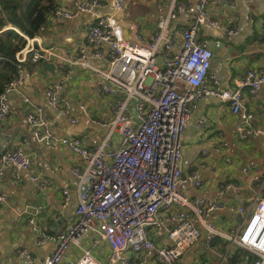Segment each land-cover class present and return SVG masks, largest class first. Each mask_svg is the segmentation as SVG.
Listing matches in <instances>:
<instances>
[{
	"label": "built area",
	"instance_id": "built-area-1",
	"mask_svg": "<svg viewBox=\"0 0 264 264\" xmlns=\"http://www.w3.org/2000/svg\"><path fill=\"white\" fill-rule=\"evenodd\" d=\"M209 1L174 0L168 13L157 21L148 41L141 33L134 36V41L127 40L111 14L95 15L87 25L85 44L74 52L60 53L54 47L37 46V37L25 36L27 42L16 54L17 73L0 92V122L9 117L10 97L18 93L27 106L28 136L23 142L31 137L51 148L65 146L84 162L83 167L73 169L78 177L76 218L56 235H43L38 240L39 243L53 241L55 248L37 264H60L72 246L79 248L82 256L71 264H102L82 244L90 235L95 236L96 242L104 240L110 245L109 259L114 264H146L154 253L161 264H181L183 254L201 238L202 231L209 244L216 237H222L230 248L240 250L239 255L235 254L237 264H264V178L259 179L249 207L226 205L220 199L205 196H189L179 187L181 184L202 187L198 177L203 164L188 175L183 174L182 140L200 99L215 97L228 102L232 111L242 118L241 139L264 134V124H253L255 113L244 103L242 90L248 88L253 96L264 91V69L247 70L237 88L223 86L211 73L214 54L208 41L201 37V28L210 24L223 29L229 38L238 29L212 18ZM73 3L74 9L58 5L54 16L74 18L80 13L95 14L96 9L110 4L115 11H123L127 0H73ZM183 12L192 13L194 18L180 28L179 41L174 21ZM56 58L65 61L63 68L78 65L94 72L103 80L97 88L98 94L122 95L112 105L111 123H101L108 125L109 131L98 145L89 147L87 136L56 133L43 108L22 90L28 62L38 64L41 60ZM61 84L52 82L47 86V102L61 115L70 117L71 104L60 97ZM81 109L85 110V106ZM199 126L204 129L206 120H201ZM115 131L120 134L116 147L112 146ZM222 145L227 149V143ZM220 150L218 145L213 149ZM202 152L206 155L211 150L203 148ZM227 160L231 162L230 157ZM8 166L20 182L23 174L30 171L32 161L22 147H0V178ZM244 170L248 172L249 168ZM30 179L40 189L50 185L45 180L42 186L34 174ZM223 189H232L241 195V185L233 181L224 183ZM63 195L67 206L71 193L64 189ZM5 200L6 195L0 193V202ZM225 208L241 216L234 229L223 230L211 219L213 213ZM29 224L39 232L34 219ZM151 229L164 232L167 243L157 245L150 235ZM19 252L33 260L26 250Z\"/></svg>",
	"mask_w": 264,
	"mask_h": 264
},
{
	"label": "crops",
	"instance_id": "crops-1",
	"mask_svg": "<svg viewBox=\"0 0 264 264\" xmlns=\"http://www.w3.org/2000/svg\"><path fill=\"white\" fill-rule=\"evenodd\" d=\"M174 0H127L123 11H115L110 4L98 8L95 14L80 13L74 18H62L49 15L37 37L36 45L54 47L60 53L74 52L85 44L87 25L95 15H116L121 13V20L133 30V37L141 33L150 40L156 30L157 21L165 16ZM196 3L200 0H176ZM74 9L73 0H58L57 6ZM208 11L212 18L220 20L226 27H236L233 38L225 35L221 28L206 24L201 28V37L208 41L214 58L211 73L216 75L225 87L237 88L241 77L249 69H264V0H210ZM194 15L180 13L174 21L176 38L181 40V27L190 22ZM7 26V25H6ZM5 26V27H6ZM178 27V29H177ZM163 58H159L162 64ZM65 61L28 62L23 92L41 106L45 116L53 122V130L62 136H87L89 147L100 144L106 137L109 127L101 123H111L114 118L113 103L122 95H100L97 88L103 83L94 72L78 65L63 68ZM52 64L53 66H47ZM52 82H61L60 97L71 104L70 117L61 115L47 102L46 88ZM244 103L255 113L253 124H264V91L256 96L243 87ZM85 106V110L81 106ZM10 115L0 122V147L3 149L22 147L31 158L29 172L23 174V180L17 182L14 171L8 166L0 178V193L6 200L0 202V264H37V261L51 254L55 248L53 241L39 243L43 235H56L66 229L76 218L78 204V177L73 173L75 167H83L80 157L65 146L48 147L28 137V124L25 118L27 106L20 94L10 97ZM72 118H76L72 122ZM206 120V126H199ZM242 118L235 114L229 103L215 97L202 98L197 102L188 125L183 133L185 146L183 174L188 175L193 169L204 165L199 173L202 187L193 184H181L179 187L189 196H205L220 199L226 205L250 206L249 199L259 187V179L264 178V134L249 135L246 139L239 136ZM120 142V134L115 131L112 146ZM223 143H227L225 149ZM218 145L221 150L213 151ZM203 148L211 153L204 155ZM231 158V162L227 158ZM245 167L249 171L244 170ZM38 177V183L49 186L40 189L30 175ZM256 178V180L254 179ZM233 181L241 185V195L232 189H223V184ZM71 193L69 205L64 206L63 190ZM34 219L39 232L29 224ZM212 221L223 230L237 227L241 216L229 208L213 213ZM150 235L157 245L167 243L166 234L150 230ZM90 235L82 240L84 247L102 264H114L110 261V245ZM26 250L33 257L21 255ZM238 249L229 247L222 237H216L211 244L205 233L182 256L181 264H237L235 254ZM82 251L72 246L60 264L78 261ZM146 264H161L154 253Z\"/></svg>",
	"mask_w": 264,
	"mask_h": 264
},
{
	"label": "trees",
	"instance_id": "trees-1",
	"mask_svg": "<svg viewBox=\"0 0 264 264\" xmlns=\"http://www.w3.org/2000/svg\"><path fill=\"white\" fill-rule=\"evenodd\" d=\"M58 0H0V92L17 73L16 54L39 35ZM11 24L14 28L4 27ZM240 250L237 254H240ZM252 259V257H251Z\"/></svg>",
	"mask_w": 264,
	"mask_h": 264
},
{
	"label": "water",
	"instance_id": "water-1",
	"mask_svg": "<svg viewBox=\"0 0 264 264\" xmlns=\"http://www.w3.org/2000/svg\"><path fill=\"white\" fill-rule=\"evenodd\" d=\"M115 19L117 20V22L121 25V27H122V29H123V32H124V35H125V38L127 39V40H132V41H134L135 40V38L133 37V30H132V28L129 26V25H127V24H125L122 20H121V13L119 12V13H117L116 15H115ZM41 61H43V60H41ZM47 66H53L52 64H46Z\"/></svg>",
	"mask_w": 264,
	"mask_h": 264
},
{
	"label": "rangeland",
	"instance_id": "rangeland-1",
	"mask_svg": "<svg viewBox=\"0 0 264 264\" xmlns=\"http://www.w3.org/2000/svg\"><path fill=\"white\" fill-rule=\"evenodd\" d=\"M6 28H14V29H16L15 27H13L11 24H8L6 27H4V29H6ZM17 30V29H16ZM203 233H205L204 231H202V234Z\"/></svg>",
	"mask_w": 264,
	"mask_h": 264
}]
</instances>
